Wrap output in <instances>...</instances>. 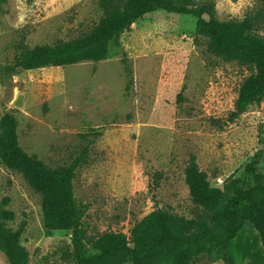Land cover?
Returning a JSON list of instances; mask_svg holds the SVG:
<instances>
[{"label": "rangeland", "instance_id": "1", "mask_svg": "<svg viewBox=\"0 0 264 264\" xmlns=\"http://www.w3.org/2000/svg\"><path fill=\"white\" fill-rule=\"evenodd\" d=\"M213 1L219 20H240L260 4ZM100 14L98 0L0 2V114L13 112L20 146L49 166L68 164L88 147L73 179L88 237L109 231L129 235L135 222L157 208L195 216L198 209L184 182L190 154L212 185L240 175L258 150L257 168L264 172V96L222 129L212 124L233 108L250 69L207 54L205 43L194 40L192 15L155 11L124 31L121 44L131 75L124 70L120 50L98 62L3 72L21 43L34 46L75 37ZM259 32L264 35V29ZM3 197L10 198L7 207L16 215L9 226L25 222L21 244L29 252V264L71 256V231L46 234L39 195L20 174L0 164ZM250 228H245L249 244L254 241ZM237 237L242 238L238 235L228 245L230 254L248 244L235 241ZM205 262L201 258L196 264ZM209 262L223 264L220 259ZM0 264H10L2 251Z\"/></svg>", "mask_w": 264, "mask_h": 264}, {"label": "trees", "instance_id": "2", "mask_svg": "<svg viewBox=\"0 0 264 264\" xmlns=\"http://www.w3.org/2000/svg\"><path fill=\"white\" fill-rule=\"evenodd\" d=\"M98 7L101 14L97 22L75 37L34 46L21 43L18 54L2 67L3 72L98 62L113 50H120L124 70L131 75L121 35L145 15L161 11L194 16V40L205 43L207 54L223 61H237L250 69L239 85L233 108L225 118L212 119L214 126L222 129L263 98L264 35L259 31L264 29V0L240 20H219L213 0H98ZM17 127L13 112L0 114V164L20 174L39 195L46 234L55 230L72 233L71 256L47 264H196L201 258L208 259L203 264H211L213 259L235 264L228 244L246 222L256 229L264 247V172L257 168L261 150L254 153L240 175L226 177L221 185H212L196 156L190 154L184 182L198 209L195 216L157 208L135 222L129 235L109 231L88 237L73 189L76 170L85 162L88 147L84 146L68 164L52 167L22 149ZM9 202V197L0 200V251L10 264H29V252L21 244L26 225L20 222L16 228L9 226L16 217L7 207Z\"/></svg>", "mask_w": 264, "mask_h": 264}, {"label": "crops", "instance_id": "3", "mask_svg": "<svg viewBox=\"0 0 264 264\" xmlns=\"http://www.w3.org/2000/svg\"><path fill=\"white\" fill-rule=\"evenodd\" d=\"M248 225H251L250 234H251V237L253 238V239L251 238V240H254V241H251L250 244L245 239V238H247L245 236V231H247ZM245 228H247V229H245ZM238 235L242 236V238L240 239L239 237H237V239L235 241L242 240L244 243L248 242V244L243 248L244 250L241 249L240 252H239V250L236 253L231 252V255L235 261V264H264V247L262 246L260 239H259V235H258L256 229L253 227V225L249 224L247 222L246 224H244L243 228L237 233L236 236H238ZM236 236L234 238H236ZM238 245L240 246L239 243H238ZM240 248H241V246H240ZM229 252H230V250H229Z\"/></svg>", "mask_w": 264, "mask_h": 264}, {"label": "built area", "instance_id": "4", "mask_svg": "<svg viewBox=\"0 0 264 264\" xmlns=\"http://www.w3.org/2000/svg\"><path fill=\"white\" fill-rule=\"evenodd\" d=\"M37 194V193H36Z\"/></svg>", "mask_w": 264, "mask_h": 264}]
</instances>
